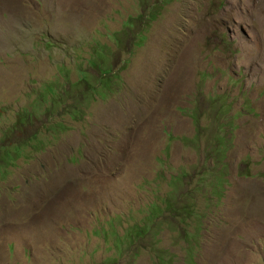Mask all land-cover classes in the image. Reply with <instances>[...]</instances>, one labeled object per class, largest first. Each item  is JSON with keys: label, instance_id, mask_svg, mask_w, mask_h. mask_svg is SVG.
<instances>
[{"label": "rangeland", "instance_id": "rangeland-1", "mask_svg": "<svg viewBox=\"0 0 264 264\" xmlns=\"http://www.w3.org/2000/svg\"><path fill=\"white\" fill-rule=\"evenodd\" d=\"M0 147V264H264V0H0Z\"/></svg>", "mask_w": 264, "mask_h": 264}, {"label": "trees", "instance_id": "trees-1", "mask_svg": "<svg viewBox=\"0 0 264 264\" xmlns=\"http://www.w3.org/2000/svg\"><path fill=\"white\" fill-rule=\"evenodd\" d=\"M149 17V20L150 21H153L154 19H156V17H157V15L156 14H151V15H149L148 16ZM133 19L134 18H130L128 21H127V24H125V25H127L130 29L132 28V27H134V23H133ZM117 35L115 34V35H113L111 38H112V40L113 39H115V41H116V43H117V45L119 46V48H122V40L120 39V37H121V35H120V37H116ZM116 37V38H115ZM135 37L137 38V39H140V42L141 41H143V39H144V36H143V34L141 33L140 34V37L138 36V33L137 34H135ZM139 42V43H140ZM100 59H102V57L100 58V57H98L97 58V61H96V63H97V65H96V69H99V74H100V76H101V72H103V74H105V75H107V76H111L112 75V73H113V71H111V70H109L108 68H106L105 67V69H103V71H101V69H100V67L102 66V64H99V60ZM105 61V58H103L102 59V61ZM94 68V67H93ZM112 77H114L113 75H112ZM106 79V78H105ZM83 81H85V82H87L88 84H89V82L85 79V78H83ZM79 84H81V83H79ZM58 92H57V90H52V89H49L48 91H45V93H44V96L45 97H47V98H49V97H54L55 99H57V100H60V98H61V96H55V94H57ZM44 98V97H43ZM46 99V100H51L52 102L54 101V102H56L55 100H53V99ZM53 107V106H52ZM54 108H56V107H54ZM45 111V113H49L50 112V108H47L46 110H44ZM39 112H43L42 110H36V111H34V112H29V113H25V115H24V121H27V120H31V115H32V117H33V115H35V117H36V113H39ZM194 119V118H193ZM196 122V121H195ZM19 124V123H18ZM18 124H16L15 123V125H18ZM16 147V146H15ZM1 149H3L2 147H0ZM19 148V153L18 154H16L17 156H20V154H21V149H20V147H18ZM217 155H219V151H218V153H216V156ZM165 158H166V156H164V158H159L158 159V163L162 166V173H161V175H160V177H162V175H163V173H164V168H165V165H166V162H165ZM172 177H175V176H172ZM187 176L186 175H184V177H183V179L184 178H186ZM216 179H217V176L215 177ZM171 179V178H170ZM180 186V185H179ZM179 186H178V188H179ZM168 188H169V190L170 191H168V193H174V192H178V188L177 187H173V186H171V184L170 183H168ZM179 194V193H178ZM156 205V207L158 208L159 206L157 205V204H155ZM188 206V205H187ZM194 207V206H193ZM193 207H190V206H188V207H183V214H187L188 216H191V213H189V211H188V209L190 208L191 210H192V208ZM169 208V207H168ZM179 209V208H178ZM178 209H176V208H174V209H172V211H176V213H178L179 214V216L181 215V213L178 211ZM193 216V215H192ZM181 217V216H180ZM144 229V228H143ZM142 229V227H132V228H130L129 229V234L127 235V236H125L124 238H125V242H128L129 244L131 243V242H135L136 240H138V238H140V237H142L143 235H144V230ZM121 245H123V244H121ZM126 247V246H125ZM120 249H121V252H122V250L124 249V248H121L120 247ZM187 257H189L190 259H192L193 258V251L192 252H189L188 254H187ZM160 264H172V261L170 260V261H167L166 260V257L165 256H163V259L161 258V260H160Z\"/></svg>", "mask_w": 264, "mask_h": 264}]
</instances>
